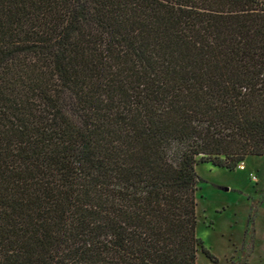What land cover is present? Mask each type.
Here are the masks:
<instances>
[{
	"label": "trees",
	"instance_id": "trees-1",
	"mask_svg": "<svg viewBox=\"0 0 264 264\" xmlns=\"http://www.w3.org/2000/svg\"><path fill=\"white\" fill-rule=\"evenodd\" d=\"M264 157V0H0V264H196L195 167Z\"/></svg>",
	"mask_w": 264,
	"mask_h": 264
},
{
	"label": "rangeland",
	"instance_id": "rangeland-1",
	"mask_svg": "<svg viewBox=\"0 0 264 264\" xmlns=\"http://www.w3.org/2000/svg\"><path fill=\"white\" fill-rule=\"evenodd\" d=\"M240 165L233 171L195 167L202 180L195 192L196 236L215 258L198 248L196 264H264V157L248 156L243 170Z\"/></svg>",
	"mask_w": 264,
	"mask_h": 264
},
{
	"label": "built area",
	"instance_id": "built-area-1",
	"mask_svg": "<svg viewBox=\"0 0 264 264\" xmlns=\"http://www.w3.org/2000/svg\"><path fill=\"white\" fill-rule=\"evenodd\" d=\"M238 168H240V170H243L244 169V164L241 163V165ZM252 178L255 179V176H253Z\"/></svg>",
	"mask_w": 264,
	"mask_h": 264
},
{
	"label": "crops",
	"instance_id": "crops-1",
	"mask_svg": "<svg viewBox=\"0 0 264 264\" xmlns=\"http://www.w3.org/2000/svg\"><path fill=\"white\" fill-rule=\"evenodd\" d=\"M243 163L245 164V161Z\"/></svg>",
	"mask_w": 264,
	"mask_h": 264
}]
</instances>
